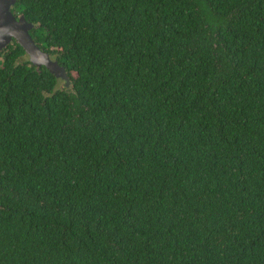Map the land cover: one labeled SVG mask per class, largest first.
Instances as JSON below:
<instances>
[{
    "label": "trees",
    "instance_id": "16d2710c",
    "mask_svg": "<svg viewBox=\"0 0 264 264\" xmlns=\"http://www.w3.org/2000/svg\"><path fill=\"white\" fill-rule=\"evenodd\" d=\"M69 86L0 52V264H264V0H16Z\"/></svg>",
    "mask_w": 264,
    "mask_h": 264
},
{
    "label": "water",
    "instance_id": "95a60500",
    "mask_svg": "<svg viewBox=\"0 0 264 264\" xmlns=\"http://www.w3.org/2000/svg\"><path fill=\"white\" fill-rule=\"evenodd\" d=\"M16 0H0V52L15 40L25 50L29 60L37 66H45L56 78L65 81L69 86L71 79L65 65L46 51L32 36L31 30L36 25L28 21L24 14L17 16L12 6Z\"/></svg>",
    "mask_w": 264,
    "mask_h": 264
},
{
    "label": "flooded vegetation",
    "instance_id": "af4514ba",
    "mask_svg": "<svg viewBox=\"0 0 264 264\" xmlns=\"http://www.w3.org/2000/svg\"><path fill=\"white\" fill-rule=\"evenodd\" d=\"M14 6H15V4L12 6V10H13V8H14ZM20 15V14H19ZM19 15H17V16H19ZM52 56H54V55H52ZM54 58V57H53ZM60 81L63 83L64 81L63 80H61L60 79Z\"/></svg>",
    "mask_w": 264,
    "mask_h": 264
},
{
    "label": "rangeland",
    "instance_id": "374dc122",
    "mask_svg": "<svg viewBox=\"0 0 264 264\" xmlns=\"http://www.w3.org/2000/svg\"><path fill=\"white\" fill-rule=\"evenodd\" d=\"M53 57L55 58V55H54ZM24 58H25V59H27V58H29V57H28V55H25V57H24Z\"/></svg>",
    "mask_w": 264,
    "mask_h": 264
}]
</instances>
